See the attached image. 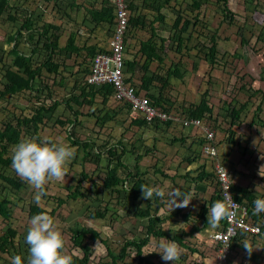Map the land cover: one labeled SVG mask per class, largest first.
Here are the masks:
<instances>
[{
  "label": "rangeland",
  "instance_id": "obj_1",
  "mask_svg": "<svg viewBox=\"0 0 264 264\" xmlns=\"http://www.w3.org/2000/svg\"><path fill=\"white\" fill-rule=\"evenodd\" d=\"M165 0H133L134 4L138 5L139 12L145 13L148 19H152L157 15V10L154 9L158 3ZM79 3H83V0H77ZM14 5L24 6L31 10L35 16L41 17L39 24L43 22H59L62 23L63 31L61 33L60 44L65 45L70 30H77L78 25L81 24L85 16L83 9H73L74 12H69V19H67L59 10L53 0H13L11 2ZM154 3V4H153ZM165 10L168 12V16L165 22H157V30L159 35L166 38V43L162 46L160 54L164 57V62H152L150 64L148 75H153L161 72L166 75V70L173 64H177L181 69L184 77L179 79L177 77L169 78V85L166 86L163 91L168 102H170L178 110L188 108L191 105L198 104L203 93L208 91V101L213 106L212 125L216 126L217 135L222 138L223 142L220 144L221 149L226 142L225 148L221 151H217L215 161L217 157H220L221 163H226L227 159L234 160L236 164H239L240 170L243 173H251V170L247 167L255 164L259 166L258 171L264 173V126L259 124H253L254 112L256 107L262 101L264 104V97L261 94L251 95L252 90L250 88H260L264 92V41L256 40L258 35L264 33V0H229L228 7L232 13L230 16L224 18L220 6L216 0H208L200 8V17L197 26L195 25V17L197 11L192 8V0H166ZM142 7V9L140 8ZM21 16L23 13H20ZM177 14L183 15L186 19L192 21L187 32L183 34L184 47L180 52L176 50V44L171 41L170 35L172 34L171 27L174 23V19ZM22 21L19 19L17 22L8 20L6 17H0V92L4 89V84L7 82L5 77V69L13 62V55L10 50L12 49L14 42H9V37L13 35L17 29H19ZM242 27L244 29L245 38L249 41L246 45L241 42V37L238 34V29ZM129 31V38L134 33ZM143 32L136 38V41L129 43V60L136 59L141 65L144 62V56L140 54V39H147L151 33L149 30ZM213 31H217V43H218V58L214 62H210L205 53L208 52V36ZM31 32H24V37L21 40L19 49L27 54L31 55L35 44L39 47L42 43H37L38 35L34 33L33 37H29ZM100 42L106 39L108 33H99ZM264 36V35H263ZM159 41V39H157ZM90 42H94L93 39ZM160 42V41H159ZM158 42V43H159ZM160 45V44H159ZM164 48V49H163ZM47 52L41 50L38 58V62L43 61L46 58ZM56 61L62 63L61 69L63 71L59 74H52L48 76V83L53 90V100L69 98L72 93L73 79L69 82V85L62 87L59 84L61 76L64 74L69 76L67 71L71 65L77 66L82 60L79 57L64 58L61 55L55 57ZM196 65V66H195ZM74 69H76L74 67ZM61 71V70H60ZM45 74L48 72L45 70ZM146 72L138 66L134 72V77L139 87L141 84V77ZM128 75V74H127ZM129 76V75H128ZM38 83V81H37ZM38 86H41L39 83ZM153 94H158L161 87V80L158 79L153 84ZM72 91V92H71ZM46 100L47 103L53 101L50 97H47V91L43 90L40 94L30 91H21L15 94H6L4 97L0 95V127L8 121L15 122L17 116H30L36 105L39 104V98ZM99 98V97H98ZM100 99V98H99ZM40 100V101H41ZM232 104L237 107L246 103L242 115L240 117L241 123L235 125L233 129L237 132L234 136L236 140H240L242 147L246 146V149L253 152L254 156L251 161L255 163H249L247 165V159L249 155L243 154L238 146H234L233 143L228 141L229 134L228 128L231 121L230 116L226 110L231 109ZM262 104V106H263ZM76 107V105H74ZM99 109H102L99 111ZM107 107H105L100 100H97L96 104L91 106H84L82 111L84 115L79 117V122L76 125H72L70 128L75 130V134L80 138L94 139L96 146L102 151V158L99 162H82L83 153L79 150L76 151V156L69 166L70 173L65 177L64 182H54L47 186V195L42 198L38 206L43 207L45 210L53 212L58 228L62 231L65 238L68 241V251L76 257L81 256L82 250L75 246L71 235L75 230H80L82 227H90L100 232L101 238L106 239L109 247L113 252L118 253L126 240L144 237L146 235L145 226L147 225V218L136 216V205L139 207H146L148 203H152L151 200L141 199L129 196L126 193L121 195L111 192L102 188L103 179L107 173L108 164L110 165V156L107 148L122 142L126 146L128 153L124 156L125 162L131 167L134 163L135 152H138L139 147L141 151H147L151 154H145L147 157L145 163H141V168L145 170L143 172V178L146 179V183L149 186H159L166 189H174L176 192L182 194L180 186L170 185L165 175L159 174L155 167L164 168L167 173L178 171V173H186L189 167L191 159L193 162L191 165H197L199 163L196 160L205 159V165L207 169L213 166V160L209 157H205L199 151L203 141H201V135L199 130L182 129L181 125L177 123L174 127L158 131L157 141L154 140L151 135L153 131L148 133V126H144V132H136L135 126L131 125V119L125 115L127 112L123 111L117 116L114 121L107 122L104 126L97 125V119L92 112L99 115L102 114ZM130 114V113H129ZM51 115V114H46ZM53 117L45 124L41 125L40 137L43 141L49 142H66L70 143L68 138V128L56 124L57 119L72 120L73 114L65 107L64 104L52 114ZM125 115V116H124ZM264 118V109L261 114ZM69 128V129H70ZM150 129H154L151 127ZM135 131V135H133ZM200 133H203L200 131ZM146 135L145 139L141 136ZM150 134V135H149ZM26 134H24V137ZM37 137V136H33ZM135 137L137 138L135 140ZM186 137V139H184ZM32 138V137H31ZM143 140V141H142ZM149 141L150 144L143 142ZM192 141V142H191ZM156 145L158 147L155 148ZM219 145V143H218ZM228 145V146H227ZM234 146V150L230 151V148ZM77 148V146H74ZM227 147V148H226ZM13 148L11 151L13 152ZM233 148V147H232ZM137 149L136 151H134ZM120 151V148L118 149ZM132 150V151H131ZM134 151V152H133ZM158 156V160L155 158ZM237 159V161H236ZM208 162H207V161ZM158 161V162H157ZM233 163V162H231ZM182 169V170H181ZM201 166H197V169L191 168V174L197 176ZM5 171V175L11 177H18L15 171L8 165L1 171ZM87 177H84V173ZM126 169L121 168L120 173L124 174ZM236 172L238 173V171ZM235 174V173H234ZM239 174V173H238ZM175 175L180 176L175 173ZM184 177V175L182 176ZM20 178V177H19ZM21 179V178H20ZM22 180V179H21ZM179 180V179H177ZM181 181L182 186H187L188 190L192 189L193 185L188 182ZM173 183V182H172ZM207 183L206 196L202 197L204 201L210 198V195L214 193L212 190L216 189V186L210 181ZM21 188H16L9 182L0 177V199L5 197L8 201L7 209L11 215V219H3L0 217V235L3 234L8 227L17 230V236L15 238V245L19 247L21 257L27 260L28 246L25 242L26 233L29 227V208L30 205L36 204L34 202L35 190L32 189L26 182L22 180ZM71 192L78 190L82 195L76 198H68V200L62 205H58L57 197L67 198L69 191L67 187H70ZM260 191H263L260 188ZM118 195V198L114 195ZM202 195V194H201ZM37 205V204H36ZM167 205V204H166ZM157 205L153 204V208ZM174 206L170 209L163 208L159 211L162 217L166 219L163 224V228L168 232L171 229H175L178 232L181 231V227L184 225H177L175 223L182 221L181 218L174 219L175 214L173 212L177 210ZM100 211L104 213L102 218H90L91 213ZM162 212V213H161ZM182 212V210H181ZM195 212V211H194ZM193 213V215L196 213ZM196 215V214H195ZM168 216H170L168 218ZM191 220H195L191 219ZM174 226V228H173ZM205 229V228H204ZM210 233V232H209ZM208 233V235H209ZM170 232V235H173ZM85 238L86 241L92 244L93 251L91 253L90 261L87 264H96L109 260L107 255L106 246L98 239L96 242L90 240V233ZM212 235V234H211ZM206 236L204 239H206ZM166 239V238H161ZM161 239L150 237L147 252H155V263L163 262L165 264H174V262H165L161 258V254L158 253V242ZM189 239V236L187 237ZM202 243V242H201ZM198 244V242H197ZM253 247H260L256 249L251 256L244 250L235 249L234 255L229 259L227 264H264V242L256 240ZM204 246V245H202ZM205 250V249H204ZM203 250V251H204ZM130 254L125 259V263L137 264V255L134 249L129 250ZM236 252V253H235ZM204 253V252H202ZM240 253V254H239ZM205 255V254H204ZM216 255V253H215ZM212 259L201 256V259L195 257L192 252L185 253L181 256L178 264H214L212 254H207ZM15 257V250L11 253H0V264H11L12 258ZM215 260V264H217Z\"/></svg>",
  "mask_w": 264,
  "mask_h": 264
},
{
  "label": "trees",
  "instance_id": "obj_2",
  "mask_svg": "<svg viewBox=\"0 0 264 264\" xmlns=\"http://www.w3.org/2000/svg\"><path fill=\"white\" fill-rule=\"evenodd\" d=\"M13 0H0V17L4 16L8 20L17 22L21 19L22 23L17 29V31L9 37V42H14L12 49L10 50L11 54L13 55V62L11 65H8L5 69V77L7 82L4 84V89L1 90L0 95L5 96L6 94H15L21 91H30L35 92L36 94H41L43 90L47 91V97H50L53 100V90L51 85L48 83V76L52 74H57L60 71L61 63L56 62L54 59L57 55H64L67 57L68 52H77L81 47H79L77 43L78 38V31L70 30L68 39L64 46L60 45V37L62 36L63 25L58 24L57 22H43L39 24V19L41 17L35 16V14L29 10L27 7L24 6H16L12 4ZM51 1V0H47ZM55 6L59 10H68V9H83L85 11L84 17H89L95 22L96 25L100 24L102 20L105 19L107 16V20H112L113 14L112 10L113 7L109 5L108 1H104L106 6L104 7L103 14V7L98 5L99 0H85L83 3H78L77 0H53ZM208 0H192V8L197 11L195 17V25L197 26L198 20L200 17V8L205 4ZM165 2V3H164ZM217 4L220 6V11L224 18L230 16L231 18L232 13L229 10L228 3L229 0H216ZM166 4V0L158 3L155 7L158 15L156 19L158 21L164 22L166 19L167 12L164 9ZM20 13H23L22 16ZM146 21L143 20L141 16H133L130 19V25L132 27L139 26L142 29H146V27H150L153 31L152 36L145 42L142 43L141 51L143 55H145L146 59L143 62L142 69L146 72L141 78V90H145L147 97L150 99L151 105L158 106L161 111L168 116L166 119H162L160 117H155L152 121H147L146 119H133L131 124L138 125L139 127L144 129V126H148L150 129L151 125L154 127L153 134L151 137L157 140L158 137V130H165L169 127H175L177 123H179L182 129H188L190 131V127L185 125L184 118L189 119H203L207 122L212 119L213 116V106L210 105L208 101L209 92L205 91L203 93L200 101L198 104L191 105L188 108H184L182 110H178V108L174 107L170 102H168L167 97L164 95L163 89L169 85V78L174 76L179 79L184 77L181 69L177 64L171 65L166 70V75H163L161 72L153 75H148L147 72L149 70L150 64L152 62H164V57L160 54L162 46L166 42V38L160 36L157 33V29L153 27V22L156 21ZM192 21L190 19H184L181 14H178L175 19L174 23L171 27L172 34L170 35L171 41L176 44L177 52H180L181 49L184 47V37L183 34L188 30V27L191 25ZM24 32H31L29 37H33L34 33L38 35L37 43H42L39 47L38 44H35L32 50L31 55H27L23 53L19 49V45L21 43L22 38L24 37ZM238 34L241 37V42L246 45L249 41L245 38L244 29L240 27L238 29ZM264 35V33H263ZM258 35L256 40H263L264 36ZM154 36L158 37L161 41V44L157 46V43L153 40ZM208 42L206 46H208V52L205 53L206 58L210 62L216 61L218 58V41H217V31H213L210 34H207ZM1 41H0V50H1ZM89 50V54L94 56L97 50V46H86ZM85 47V48H86ZM164 49V48H163ZM41 50H45L47 52L46 58L43 61L38 62L36 60L41 52ZM126 69L127 71H134L137 66V61H126ZM196 66V65H195ZM47 71L48 74H45L44 71ZM87 71V70H86ZM88 72V71H87ZM86 72V73H87ZM158 79L161 80V87L160 92L158 95L152 94L149 89L150 87L156 82ZM38 81V83H37ZM41 86H38V84ZM68 82H65V78L61 79L60 84L66 85ZM252 90L250 96L261 94L264 97V92L260 88H250ZM72 91L76 93H72V95L67 98H62L60 100L54 99L50 103H47L46 100H41L39 98V104L33 109V112L30 116H17L15 117V122L8 121L4 124L3 127H0V169H4L8 165L11 167V157L13 152L11 151L12 147H14L18 142L25 138H31L33 136H37L42 140L40 137V128L41 125L45 124L53 117V113L59 108L60 105L64 104L65 107L73 114L74 118L72 120L66 119L61 120L57 119L56 124H60L61 126H66L68 128V138L70 141V145L77 146L76 150L81 151L83 153L82 162H99L102 158V151L96 146L94 139H85L80 138L75 134V130L70 128L72 125H76L79 122V117L84 115L82 108L84 106H91L93 107L97 102V95L100 94L102 98V104L106 107L107 101L109 96L113 93V88L110 85L104 86L102 88H98L95 85L85 84L84 81H79L72 89ZM71 91V92H72ZM140 91V90H139ZM41 100V101H40ZM261 101L260 104L256 107L254 112V118L252 119L253 124H259L264 126V118L261 117V114L264 109V104ZM76 105V107L74 106ZM116 105L117 104L116 102ZM246 103L242 104L241 106L237 107L235 104H232L231 101V109L228 108L226 111L229 112L228 116H230V127L228 131L230 132L229 141L231 143H235V139L233 138L234 133L237 132L233 129L235 125H239L241 123L240 117L242 115V111L244 110V106ZM102 109H99L101 111ZM107 111L103 114H95L92 112V115L96 116L97 125L104 126L107 122L114 121V119L119 114L120 110H116L113 108L106 109ZM51 114V115H46ZM177 119V120H176ZM146 120V121H145ZM167 120V121H166ZM70 128V129H69ZM151 130V129H150ZM24 134L26 136L24 137ZM186 139V137L184 138ZM213 139V138H212ZM120 148V152L118 149ZM108 154L110 156V165L108 164L107 173L104 177V186L103 188L115 192L121 195L122 192L126 194L133 195L134 197L138 198L141 196L142 192L140 187L142 185H148L146 180L142 179L143 175L140 172L139 162L143 158V155L135 152L134 163L130 167L124 160V156L128 152L126 147L119 142L107 148ZM132 151V150H131ZM134 152V151H133ZM149 152V150H148ZM243 154L249 155L247 163H252V157L254 156L253 152L248 151L246 148ZM255 157V156H254ZM190 163L193 161L191 159L188 160ZM254 161L253 163H255ZM253 165V164H252ZM255 165V164H254ZM249 166V165H248ZM247 166V167H248ZM12 168V167H11ZM124 168L125 173L123 176L120 174V169ZM258 166L255 165L253 169H251L252 177H255L256 174L260 176L262 181L264 182V173H260L258 171ZM85 171L83 170L82 173ZM163 172V171H162ZM5 171L0 172V177L5 181L9 182L16 188H21L22 180L19 177H11L5 175ZM85 174V173H84ZM166 175L165 173H162ZM215 174V170H209L205 167H201L197 176H193L189 171L184 178L193 185L194 192H206L208 186L205 183L206 179L212 178ZM87 177V174L84 175ZM126 182L129 183L126 185ZM127 186V187H126ZM69 193L67 198H76L82 193L75 189V191H70L71 186L67 187ZM131 189V191H129ZM183 191L190 192L189 190L182 189ZM233 195L235 199L239 201L245 200L246 207L250 209L248 211L249 216L255 221L260 222L262 229L264 231V213L259 215H253V208H254V201L258 197L252 189L246 188H239L235 186L233 188ZM118 198V195H114ZM58 205H62L66 202V199L57 197ZM222 199L220 192L215 191L211 199L204 201L201 205L200 211L195 215L193 213H182L181 209H177L173 212V215L181 216L182 220L186 223H193L192 228L188 233L182 232L180 234L170 235L167 230L163 228V224L166 221L162 214L159 213L161 209L165 207L164 199H155L152 203H148L146 207H139L136 205V216L147 218V225L145 226L146 235L144 237H137L126 240L125 243L122 245L120 251L118 253L113 252V250L109 247L107 240L101 238V234L99 231L90 228V227H82L80 230H75L72 232L71 239L75 246L79 247L83 253H80L81 256L77 255L74 257V264H87L90 261L91 253L93 251V246L91 243L85 240L88 236L87 234L90 233V240L96 242L98 239L106 246L107 248V255L109 256V260L103 261L101 263L96 264H129L125 263V259L129 256V250L134 249L137 255V264H165L163 262L155 263L153 260L156 257L155 252H147L146 247L150 241V237H155L157 239L166 238L168 240H175L179 246L187 247L195 257H199L204 255L203 250H200V244H186L184 242L183 235H193L195 232H200L202 229L208 227L207 225V215H208V205L210 206L216 200ZM8 201L5 200V197L0 199V216L5 219H9V211L7 209ZM153 204L157 206L153 208ZM45 211L44 208L38 206L36 204L30 205L29 208V219L35 214ZM162 213V212H161ZM50 215L53 216V212H50ZM90 218H103L104 213L100 211H96L91 213ZM170 216H168L169 218ZM195 220H191L194 219ZM202 223V224H201ZM221 224H224L222 221ZM17 236V230L11 227H8L6 231L0 235V253L6 254L11 253L12 250H15V256H21V252L19 247L15 245V238ZM235 246H232V250H234ZM145 253H151L145 255ZM234 254L232 253L231 257ZM210 259H212L210 257ZM214 264L216 257H213ZM25 260V259H24ZM27 260H25L26 264ZM200 264V263H195Z\"/></svg>",
  "mask_w": 264,
  "mask_h": 264
},
{
  "label": "clouds",
  "instance_id": "obj_3",
  "mask_svg": "<svg viewBox=\"0 0 264 264\" xmlns=\"http://www.w3.org/2000/svg\"><path fill=\"white\" fill-rule=\"evenodd\" d=\"M126 4H127V11L129 12V22H128V26H127V32L125 34L126 57H127L125 62L129 61L128 49H129V43H131V37L129 38V31L128 30H130V28H129L130 27V19H131V17L135 16L133 14V12L135 10H137V13L139 12L138 11L139 7H138V5L134 4L133 0H127ZM109 5L113 7V10H112L113 18H112V20L109 21V20H107V17H106V19L104 21H102L100 24H98V25H101L102 23H105V22H108L110 24V28L107 32L108 35L105 39L106 42L103 41L104 43H102L99 40L98 44L96 45L97 46V52L94 56L87 54L88 56H90L89 59L80 60L79 63L75 62L74 64H77V66H75V65L70 66V68L68 69V72L75 79L73 87L79 81H82V82L84 81L85 84L95 85L98 88H102L104 86L110 85L109 83L101 84V83L89 82V78L91 76L92 68L94 67V63H95L94 62L95 56L99 52H110V47H111L110 44H111V41L115 35L114 34L115 33L114 27L116 25V17H117L115 0H112V3L110 1ZM182 17H183V15H182ZM184 19L185 18L183 17V20ZM186 19H188V18H186ZM98 25H96V26H98ZM190 26H192V25H190ZM149 28H150L149 26L146 27V30H149ZM86 32H87V29L84 32V34ZM150 33H151V35H150V37H151L152 32H150ZM78 35H80L79 32H78ZM85 36H86V34H85ZM153 40L155 41L154 38H153ZM155 42L157 43V46H158V44H161V41L159 43L157 41H155ZM141 43H143V42H141ZM91 45L95 46L93 43H82L79 46L81 48H85L86 46H91ZM61 46H64V45H61ZM139 51H140V53H142L141 44H140ZM78 54L79 53H77V52L75 53V52L70 51L67 53V57L64 55H61V56H63L64 58H70V57L74 56L76 58V57H78ZM142 55H143V53H142ZM143 56H144V61H145L146 57H145V55H143ZM133 60L137 61L136 59H133ZM133 60L130 59V61H133ZM56 62H59V61H56ZM61 65H62V63H61ZM142 65L140 63H138V61H137V67L140 66L142 68ZM74 67L76 69H74ZM134 72H135V69L132 72L127 71L126 63H125L124 73L127 76V80L130 82H133V80H134L135 83L137 84V81L134 77ZM68 77H70V76H68ZM135 83L133 82V84L137 87V85ZM110 86H112V85H110ZM112 88H113V93L109 96V98L114 96V87L112 86ZM137 89H138L137 93L138 94L141 93V91H142L141 90V84L139 85V87H137ZM116 102L117 101H115L114 103L116 104ZM117 104L131 110V107L128 104H121L118 102H117ZM155 107H158V106H155ZM200 120H203V119H200ZM211 121H212V119L208 122L206 120L205 121L203 120L202 127L189 126L191 129H194L196 131L199 130L200 135L202 134L201 135L202 136L201 141H203V144L201 146V153L203 155H205V157H208V155H206L203 152V148L208 142H210L206 138V130H210V131L214 132V138H213L212 142H214L218 151H219L220 144L223 142L222 138L219 139V137L217 135V131H216V126L212 125ZM229 127H230V124H229ZM200 131L203 133H200ZM228 134L230 137L229 131H228ZM235 135H237V134L234 133L233 138ZM228 141H229V138H228ZM235 141L236 142L233 143L234 146H238L239 150L243 153L246 146L242 147V145H241L242 143L240 142V140L235 139ZM218 143H219V145H218ZM224 143L225 144L223 147L225 148L226 142H224ZM234 146H232L233 148L232 147L230 148V151L234 150ZM76 151L77 150L75 147H73L72 145H70L66 142L43 141L38 137L25 138V139H22L20 142H18L13 148V154L11 157V161H12L11 167L15 171V173L17 174L18 177H20L32 189L35 190L34 202L37 205H39L42 198L47 195V186L49 184L54 183V182H64L65 181V177L70 173L69 166L71 165L72 161L74 160V158L76 156ZM219 159H220V157H219ZM212 160L214 161L213 166L211 165L209 170H215V174L212 176V178L206 179L205 183L207 181L208 182L210 181V183L214 182V184L216 186V189L214 191L220 192V195H221L222 191H220L221 189H220V185H219V178H218V174H217V171L215 168L216 161L214 159H212ZM94 163L96 164V162H94ZM221 164L224 165L225 168H227L225 166V163H221ZM247 165H248V163H247ZM204 167L206 168L205 165H204ZM254 167H255L254 164L252 166H248V168L250 170L253 169ZM258 168H259V166H258ZM227 169L229 171H231V173H232L231 169H229V168H227ZM236 175H237V172L235 170V176ZM248 178L250 180L255 179V178H259L258 181H260V187L257 186V190L254 188L252 189L253 192L258 197H262V198L256 199L253 202L254 203L253 215H259L261 213H264V182L262 181L260 176L257 174L255 177H252V172L248 175ZM233 179H234V173H232V175H231L232 188H231L230 192H232L233 188L235 187V181ZM237 182H236V184H237ZM126 184H129V183L126 182ZM238 184H239V182H238ZM103 186H104V179H103ZM103 186H102V188H103ZM260 188H262L263 191H260ZM140 189L142 192L141 199L153 201L157 198L158 199H164L166 196V189L163 187L142 185L140 187ZM129 191H131V189H129ZM232 194H233V192H232ZM181 197L183 198L182 202H178V198H175L174 196L171 197V202L174 205V208L187 207L192 200V198H190L188 195H183ZM64 199H66V201L68 200V198H64ZM57 202H59L58 199H57ZM242 202H243L245 208L248 209L246 207L245 200H243ZM248 211H250V209H248ZM236 216H237V203H235L234 200L231 199L230 196H228V197H225L223 199L216 200L210 206L208 205V216H207V222L208 223H207V225L210 226L212 229L217 228L216 231L214 232V233H216L218 230L222 229L221 226H224L226 221H232ZM248 216H249V214H248ZM0 217H2V216H0ZM249 218H251V217L249 216ZM3 219H5V218H3ZM9 219H11L10 214H9ZM222 221H224V224H221ZM257 223H260V222H257ZM212 235H211V237H212ZM256 240H260V241L264 242V231H263V229L261 230V232L259 234L253 235V236L250 234L244 233V232L240 233V235H238V237L235 238V242L231 245V253H230V256L228 257L227 261L225 262V264H227L229 259L231 258V255L233 253V250H232L233 245L235 246V248L236 247H242V249L244 248V250L247 252V254L249 256H251V254L256 249L260 248L258 246L253 247V246H255L254 242ZM25 242L28 246V256H27L26 264H74V257L68 251V248H67L68 241L65 238L64 234L62 233V231L58 228V225H57L55 218L50 215V211H47V212L41 211V212H39V213H37L31 217V219L29 221V227H28V230L26 233ZM211 242H212V244H214V247L216 246L219 250L220 243H218V241H216L213 238H212ZM157 246L160 249V251L158 253L161 254V258L163 261L174 262V264H178V261L180 260L181 256L183 255V249L178 245V243L175 240L161 239L158 242ZM227 248L228 247H226L225 249H227ZM148 254H151V253H145V255H148ZM215 257L217 260V252H216ZM11 264H25V260L21 256H15L12 258Z\"/></svg>",
  "mask_w": 264,
  "mask_h": 264
},
{
  "label": "built area",
  "instance_id": "obj_4",
  "mask_svg": "<svg viewBox=\"0 0 264 264\" xmlns=\"http://www.w3.org/2000/svg\"><path fill=\"white\" fill-rule=\"evenodd\" d=\"M127 0H115L117 17L115 35L111 41L110 52H99L95 56L94 67L92 68L89 82L94 83H109L114 87V97L118 103L128 104L131 110L137 117L146 119L148 122L155 117H160L163 120L168 118L160 108L151 105L150 99L144 93H137V87L127 80L124 73L126 60V45L125 34L129 22V12L127 11ZM185 125L202 127L203 120L200 119H186ZM206 138L210 141L204 148L203 152L211 159H215L218 151L213 139L214 132L206 130ZM215 168L219 178V185L222 199L230 196L231 199L237 203V216L232 221H226L221 230L213 233L212 238L220 243L217 251V264H225L231 253V245L235 242V238L240 233H247L250 235H257L261 232L262 226L255 222L248 216V209L245 208L242 201L234 198L231 188V171L221 164L219 157L216 159ZM228 247L227 249H225Z\"/></svg>",
  "mask_w": 264,
  "mask_h": 264
},
{
  "label": "crops",
  "instance_id": "obj_5",
  "mask_svg": "<svg viewBox=\"0 0 264 264\" xmlns=\"http://www.w3.org/2000/svg\"><path fill=\"white\" fill-rule=\"evenodd\" d=\"M83 1H85V0H83ZM104 1H108L109 2V4H110V1H111V3H112V0H99V2H98V5L100 6V7H103V14H105V10H104V7L106 6V4L104 3ZM79 3V2H78ZM154 4V3H153ZM166 5H167V3H166ZM141 9H142V7H140ZM74 9H78V8H74ZM154 9H156L155 7H154ZM165 9V8H164ZM139 11V10H138ZM63 13H64V15H65V17L67 18V19H69V15H70V13L69 12H74V10L73 9H68V10H63L62 11ZM167 12V11H166ZM69 14V15H68ZM133 14L134 15H138V16H141L142 17V19L143 20H146V21H150L151 19H148V17L145 15V13H140V12H138L137 13V10H135L134 12H133ZM157 15H158V12H157ZM106 17L107 16H105V19H106ZM167 17H169L168 16V12H167V15H166V18ZM104 19V20H105ZM156 19V16L155 17H153L152 18V20H155ZM104 20H102V21H104ZM166 20V19H165ZM156 21H158L157 19H156ZM156 21H154L153 22V27H155L156 29H157V22ZM158 22H161V21H158ZM165 22V21H164ZM57 23L58 24H62V23H59L58 21H57ZM161 23H163V22H161ZM79 27H78V29L76 30V31H78L79 32V34L80 35H78V38H77V42H78V44L79 45H81L82 43H93L95 46L98 44V42H99V40H100V35H99V33L100 32H102V33H106L107 34V32H108V30H109V28H110V24L108 23V22H105V23H102L101 25H98V26H96L95 25V23L91 20V18H90V16L87 18V17H84V19H83V21H81V24L80 25H78ZM130 31L132 30L134 33L132 34V37H131V41H136V38L135 39H133L134 37H138V36H140V35H143V32H147L146 31V29H142V28H140L139 26H136V27H132L131 25H130ZM86 29H87V32L85 33L86 34V36H85V34H84V32L86 31ZM63 31V30H62ZM149 31L150 32H152V34H153V31L151 30V28H149ZM157 33L159 34V31L157 30ZM84 34V35H83ZM67 39H68V37H67ZM91 39H93L94 40V42H90V40ZM148 39V38H147ZM147 39H140L139 40V42H140V44H141V46H142V43L141 42H145V41H147ZM154 39H155V41H157V42H159L157 39H159L157 36L155 37L154 36ZM60 40H61V37H60ZM60 40H59V42H60ZM104 42H106V40H103ZM102 41V43H104ZM133 41V42H134ZM80 47V46H79ZM96 52H97V50H96ZM87 54H89V50H88V48L86 47V48H81L80 50H79V54H78V57L79 58H81L82 60H87V59H89L90 58V56H88ZM96 54V53H95ZM141 54V56H142V53H140ZM90 55V54H89ZM138 67L136 66V68H135V71H136V69H137ZM60 70L61 71H59L57 74H59V73H61L62 71H63V69H61L60 68ZM68 71V70H67ZM55 75V74H54ZM69 76L70 77H68V76H66V75H62L61 76V79L62 78H65V82H68L66 85H62V87H66L67 85H69V82L73 79V82H72V84L74 85V82H75V79H74V77L73 76H71L70 75V73H69ZM60 82H61V80L59 81V84H60ZM73 88V87H72ZM153 89H154V86L152 85L151 87H150V89H149V91L152 93V91H153ZM159 92H160V90H159ZM141 93H144V94H146V92H145V90H143L142 89V91H141ZM153 94V93H152ZM159 94V93H158ZM158 94H155V95H158ZM100 99H99V98ZM97 100H100L101 102H102V98H101V96H100V94L98 93V95H97ZM116 100H115V97L114 96H112L111 98H109L108 99V101H107V104H106V107H107V109L108 108H113V109H116V110H120L119 111V114L117 115V116H119L123 111H126L127 113L125 114V115H127V116H129V118L131 119V121L133 120V119H141V118H138L137 116H136V114L132 111V110H130V109H127V108H125V107H122L121 105H116L114 102H115ZM107 110H105L103 113H105ZM102 113V114H103ZM130 113V114H129ZM124 115V116H125ZM142 120V119H141ZM131 123V122H130ZM132 126L134 125V124H131ZM135 126V131L136 132H144V129L143 128H141V127H139L138 125H134ZM150 127H153L152 125L150 126ZM135 131H133L132 133H133V135H135L134 133H135ZM151 131H154V129L152 130H150V129H148V133L149 132H151ZM158 131H160V130H158ZM150 135V134H149ZM143 139H145V137H146V135H144L143 134V136H141ZM137 138L135 137V140H136ZM143 141V140H142ZM157 141V140H156ZM192 142V141H191ZM143 143H146V144H150L149 143V141H146V142H143ZM124 145V144H123ZM125 146V145H124ZM155 146V148H157V151L159 150L158 149V147L156 146V145H154ZM202 146V145H201ZM224 147H222L221 149H223ZM221 149L219 148V151H221ZM137 149H135L134 151H136ZM148 148H147V151H141V149H140V147H139V150H138V153H140V154H142L143 155V158L141 159V161L139 162V166H140V172L143 174V172H145V170H143L142 168H141V163H145V161L147 160V157H144L145 156V154H151V152H148ZM199 151H201V147H200V149H199ZM118 152H120L119 150H118ZM128 153V152H127ZM126 153V154H127ZM158 153H159V151H158ZM156 160H158V156L155 158ZM196 161H198L199 163H197V165H191V163L189 164V167L187 168V171L189 172V171H191V168H195V169H197V166H201V167H204V165H205V159L203 160V159H200V160H196ZM207 161V160H206ZM236 161H237V159H236ZM94 162H96V161H94ZM158 162V161H157ZM208 162V161H207ZM231 162H233V163H231ZM206 166V165H205ZM225 166L227 167V168H229V169H231L232 170V173H235V170H240V166H239V164H236L235 163V161L234 160H232V159H230V161L227 159V161H226V163H225ZM155 169L157 170V172L159 173V174H161V173H165L166 175H165V178H167L168 180H165V182H169V180H171L170 181V185H173V186H180L181 188H183V189H185V190H188L189 188H188V184H186L187 186H182L181 185V181L180 180H183L184 182H188L184 177H182L183 175H186L187 173H186V170H185V173H183V172H180V173H178V171H173V172H175V173H177V174H179L180 176H177V175H175V173H172V171L171 172H169V173H167L168 171H164V168H161V167H155ZM182 170V169H181ZM163 171V172H162ZM125 173V172H124ZM239 173V174H238ZM238 173H237V175L235 176V174H234V181H235V186H237V187H239V188H248V189H256L257 190V186L258 187H260V181H258L259 180V178H255V179H252V180H250L249 178H248V175H249V173H243L241 170L240 171H238ZM121 174V173H120ZM124 174L122 173L121 174V176H123ZM142 176V175H141ZM142 179H144V180H146L145 178H143V176H142ZM177 179H179V180H177ZM239 182V184H238V182ZM173 182V183H172ZM236 182H237V184H236ZM189 183V182H188ZM211 183H213L214 184V182H211ZM190 184V183H189ZM127 185V184H126ZM215 185V184H214ZM215 190V189H214ZM214 190H212L213 192H215ZM182 192V194H180L179 192H176L174 189H169V191L168 192H166V196H165V198H164V202H165V208H167V209H170V207L171 206H174L173 204H172V202H171V197H175V198H178V202H182V197L181 196H183V195H188L190 198H192V200H191V202H190V204L187 206V207H177V209H181L182 210V213H192V212H194L195 214H197L199 211H200V208H201V205L204 203V200H205V198L202 200V197L205 195L206 196V192H207V190H206V192H194V190H193V188L192 189H190V192H186V191H181ZM124 192H122L121 194H123ZM202 194V195H201ZM213 194V193H212ZM212 194L210 195V198H211V196H212ZM129 196H131L130 194H128ZM209 198V199H210ZM208 200V199H207ZM167 204V205H166ZM175 209V208H174ZM173 209V210H174ZM208 216V215H207ZM180 218H181V216H179ZM176 218H178V216H174V219H176ZM181 220H182V218H181ZM175 224H177L178 226L180 225H184V227H181V231H177V230H175V229H171V231H169V234H170V232H173L174 234H180V233H182V232H185V233H188L190 230H191V228H192V224L193 223H186V222H184L183 220L182 221H179V222H177V223H175ZM202 224V223H201ZM173 228H174V226H173ZM217 229V228H216ZM216 229H212L210 226H208V227H206L205 229H202L200 232H195L193 235H189V239H187V237H188V235H183V237H184V242L186 243V244H197V242H198V244H200L201 245V247H199L200 248V250H204V254L205 255H203V257H205L204 259H206L207 257H209V259H210V256H207V254H212L213 255V257H215L216 255H215V253L218 251V248L215 246L214 247V244H212V242H211V240H212V237H211V234H213L215 231H216ZM210 232V233H209ZM208 233H209V235H208ZM173 234V235H174ZM206 236H208L206 239H204ZM202 242V243H201ZM202 245H204V246H202ZM184 251H185V253H190L191 251L187 248V247H182V246H180ZM235 249H237V250H242V247H236ZM235 249L233 250V254H234V251H235ZM236 253V252H235ZM240 254V253H239Z\"/></svg>",
  "mask_w": 264,
  "mask_h": 264
},
{
  "label": "bare ground",
  "instance_id": "obj_6",
  "mask_svg": "<svg viewBox=\"0 0 264 264\" xmlns=\"http://www.w3.org/2000/svg\"><path fill=\"white\" fill-rule=\"evenodd\" d=\"M177 120V119H176ZM146 121V120H145ZM167 121V120H166Z\"/></svg>",
  "mask_w": 264,
  "mask_h": 264
}]
</instances>
